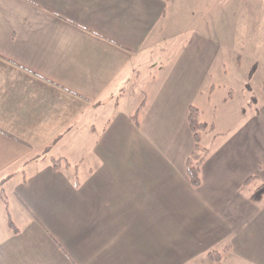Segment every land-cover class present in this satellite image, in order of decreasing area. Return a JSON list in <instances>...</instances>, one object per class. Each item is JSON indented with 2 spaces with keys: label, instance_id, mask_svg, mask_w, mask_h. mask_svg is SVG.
<instances>
[{
  "label": "crops",
  "instance_id": "1",
  "mask_svg": "<svg viewBox=\"0 0 264 264\" xmlns=\"http://www.w3.org/2000/svg\"><path fill=\"white\" fill-rule=\"evenodd\" d=\"M262 183L264 0H0V264H264Z\"/></svg>",
  "mask_w": 264,
  "mask_h": 264
},
{
  "label": "rangeland",
  "instance_id": "2",
  "mask_svg": "<svg viewBox=\"0 0 264 264\" xmlns=\"http://www.w3.org/2000/svg\"><path fill=\"white\" fill-rule=\"evenodd\" d=\"M223 51H225V53L222 55ZM244 51V50H243ZM245 52H242V57L240 58V66L239 69H237L236 67V61L233 55L230 54V52L226 50H221L219 52V55L217 57V61L216 64H214V68H215V73L212 74V77L208 80H206L203 84V88L202 90H204L202 96L200 97V104L201 101H206L207 102V92L209 89L210 84H214V89L213 92L211 94L212 97V101L213 99H216V102H212L210 101L211 104L213 105H217V103L220 104L219 101V96L220 95H225L228 87H233L235 85V82H241L243 80V78L238 79V75L237 74H242L245 77H247V83H251L253 86V83L249 80V77H251L255 72L256 69L258 68V73H259V66H258V62L257 60H255L254 56L251 54V56L248 54H244ZM257 73V74H258ZM257 77L254 78V80ZM250 84V85H251ZM203 106L205 104H202ZM209 107L213 108L212 105H209ZM214 109V108H213ZM209 114L211 115L210 111Z\"/></svg>",
  "mask_w": 264,
  "mask_h": 264
},
{
  "label": "trees",
  "instance_id": "3",
  "mask_svg": "<svg viewBox=\"0 0 264 264\" xmlns=\"http://www.w3.org/2000/svg\"><path fill=\"white\" fill-rule=\"evenodd\" d=\"M133 119H135V116H133ZM187 120H188L189 129L193 136L194 146L192 148L191 153L186 159V175L192 186H198L200 183L201 164L209 152V150L206 147H203L200 144V138L203 132L210 131L212 128L211 126H207L204 122L200 120V111L197 107L193 105H190L188 108ZM51 161L53 167L58 168L61 159L53 158ZM253 178H255V176H251L248 179H253ZM263 192H264V183H262L252 191L251 197L257 198ZM8 224L10 227L13 226L10 218L8 219ZM207 256L215 261H219L221 258L220 253L215 250L209 251Z\"/></svg>",
  "mask_w": 264,
  "mask_h": 264
}]
</instances>
